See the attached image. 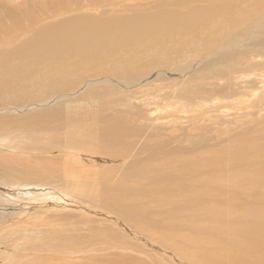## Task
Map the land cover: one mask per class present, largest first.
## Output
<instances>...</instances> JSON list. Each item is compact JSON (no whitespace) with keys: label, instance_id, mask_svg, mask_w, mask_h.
<instances>
[{"label":"bare ground","instance_id":"6f19581e","mask_svg":"<svg viewBox=\"0 0 264 264\" xmlns=\"http://www.w3.org/2000/svg\"><path fill=\"white\" fill-rule=\"evenodd\" d=\"M160 2L136 15L114 8L108 18L65 17L56 6L46 17L0 16V107L21 112L65 100L18 117L28 120L39 155L60 154L33 168L35 176L58 178L118 227L96 234L70 221L27 225L14 246L0 243V262L91 264L83 259L105 254L111 264H264V0H198L205 5L189 14L176 9L185 0ZM192 32L196 42L187 41ZM138 100L146 110L135 111ZM160 101L176 109L166 131L178 132L195 111L180 137L209 133L201 151L172 154L158 135L159 155L136 152ZM0 171L9 184L29 180L2 159ZM75 228L87 233L67 235Z\"/></svg>","mask_w":264,"mask_h":264},{"label":"rangeland","instance_id":"374dc122","mask_svg":"<svg viewBox=\"0 0 264 264\" xmlns=\"http://www.w3.org/2000/svg\"><path fill=\"white\" fill-rule=\"evenodd\" d=\"M160 1L161 0H141V1L140 0H64V1L63 0H53V1L52 0H0V16L2 18L12 16L14 18L22 19L25 16V13L29 14L28 12H30L33 14L35 13L38 14L37 16H44L45 14L46 17L47 11L51 10L56 6V7H60L62 11H66L64 12L65 17H70L73 15H82L83 13H85V15L87 14L91 16H98L101 18L104 16V18H108L111 16L112 9L113 11H115V9H117V11H120L118 12V14L136 15L138 12H141L142 10L147 11L145 9H150L152 6L154 9L158 8L157 7L158 5H162L160 4L161 3ZM171 1L179 3L182 0H171ZM185 1L188 4L187 8L176 7V9L186 14L188 12L190 13L191 10L198 9V7L205 5L204 3H197L196 1L198 0H185ZM164 2H166V0H164ZM68 5L72 6L71 9L73 12H71L70 14L68 13L67 10ZM79 5H81L83 9H81V6ZM95 7H97V9ZM166 8L167 7L163 5L162 9L165 10ZM22 12L24 14H22ZM62 18L63 17H59V19L57 20L60 21V19ZM48 24L52 25L53 23L48 21L46 25ZM188 40H193V41L197 40L196 38L193 39V32L187 37V41ZM190 44L192 45V42H190ZM153 45L154 44L152 42L151 45H149V47ZM140 51L142 50L140 49ZM160 52H163L162 49L160 50ZM160 79L163 78H158L156 79V81ZM116 89L119 90V88ZM77 96L80 97L79 94ZM77 96L73 99H77L78 98ZM60 101H58V103L56 101V102H52V104L47 103L45 105H41L43 107L37 106L35 109H28L27 111L26 109L24 111L21 110V112H13L7 108L0 107L2 108V110L0 111V117H2L0 118V154H2V156H0V159H2L6 163H9L10 167H12L13 170L17 168V170L22 169V171H25L26 173L24 172H22V174L19 173V175H22L21 176L22 178L23 177L26 178V176L29 177V178L27 177L29 180L27 181L22 180L23 182L19 180L20 178H12L15 182L9 184L8 180L10 178L2 177V175H6V174H4L3 171H0V243H4L3 245L14 246V242L11 241L12 237L17 236L15 240L20 239L21 237H19V235L23 231V227H26L27 225L34 226L39 223L43 224L45 222H46L45 227L51 226L47 224L51 223L53 225L54 224L53 220H55V224L59 223V225L62 223L67 224L66 221L67 222L70 221V223H72V226L78 228L87 226L88 228H92L93 232L96 234L101 233L95 230L96 227L98 226H104L103 228H106V225H108L111 229H118V227L114 226L113 223H111L113 225L112 226L111 224L105 223L98 219L99 216L95 212L101 211L100 208L96 207L91 209L90 201L86 199L83 200L82 198H76V196H73L72 193H69L68 191L66 192L65 189H63L65 188L64 182H61V180H59L58 178L56 179L58 182H52L47 180L46 182L49 181L48 184L45 182L44 178H41L42 180L39 179L40 180L39 182L38 177L35 176L34 174L33 168L35 167L38 168V166L43 165V163H45V161L47 160H50V158L56 159L57 156H59L60 154L56 152L55 154L52 155V157L54 158L47 157L45 155H39L37 151L38 150L37 145L35 144V142L29 139L32 133V129L31 126H29L28 120L19 119L18 117H21L25 114H30V113L33 114L36 110H48V108L53 109L59 107L61 103L63 104L65 102V100H60ZM162 101H160V104L162 103ZM143 106L144 105H142L141 102L138 100L134 102L133 108L135 109V111H142L144 109L146 110L147 108H144ZM175 110L176 109L174 107L172 106L164 107L163 104H161L159 109H154V107H151V111L148 113L152 116L150 122V128L147 129L146 131H144L145 129H142V134L140 136V139H137L136 141L137 144L136 152H140V150L147 148L150 149L151 152L154 151L155 153L153 154L159 155L160 151L152 147V142L158 139L157 137L158 135H162L161 138L165 137L170 141L169 148L172 154L185 155L192 151H198V152L201 151L199 145L201 144V141H205L204 138L206 137L204 136H207L209 133L204 136L202 135L200 137L197 136L193 137L194 134L191 136L190 135L191 132L190 133L185 132L184 134L185 137H180V135H182L180 130L188 131L190 129L191 123L189 117L194 115L193 112L195 111L193 109H191V113H186L181 118V120L176 123L175 127L177 126L180 128L178 132H173V130L166 131V129H169L168 128L169 126L166 125L167 123L173 122L174 124L176 122L175 120L171 121V119L169 118V115L173 114ZM248 120L249 119L243 120L242 123L247 122ZM253 120L254 122H256L257 118H253ZM263 121H264V116L262 122ZM254 124L257 125L258 122ZM19 125H22L23 129H19ZM255 126L250 125L247 127H253V131H254L257 128V126L256 128ZM22 134L28 138H23ZM253 135L254 136L252 137V139L255 138V134ZM177 137L184 139V142L178 146H176L174 143ZM218 149L219 148H210V150H218ZM29 157L30 159L28 160ZM37 160H40L41 162L37 164ZM32 177L34 180L32 179ZM50 182L53 184H51ZM82 205L85 206L86 208L87 207L90 208L91 212H89L86 208H83ZM80 211H82L86 216L90 218L91 221H88L87 225L79 224V222L81 221H86L82 219V215L79 213ZM99 218L104 219L103 217H99ZM62 219H64V222ZM94 219L98 221H94ZM59 225L58 228L60 227ZM78 228H75L71 232H66L67 235H71L79 239L80 233H87V232H80ZM46 229H49V227L44 228V230ZM63 236H64L63 233H60V235L57 233L56 234L52 233V235L47 234L46 237L56 239L60 237L62 238ZM101 237H105V235ZM6 238H8V240H6ZM107 239L111 240L110 237L108 236ZM16 245H19V243L16 242L15 246ZM0 248L2 250L5 249V247L4 249L2 247ZM6 251L5 252L0 251L2 252L0 254H2L3 256L6 253ZM9 251H11V249ZM112 257L114 258L115 261L120 259L119 256L117 255H114ZM83 260H86L88 263L91 264H101L100 262L102 260H103V264H111L108 261H106V260H110V258L107 257L105 254L93 255L91 262L89 259L86 258H84ZM1 261L2 262H0V264H4V260Z\"/></svg>","mask_w":264,"mask_h":264}]
</instances>
